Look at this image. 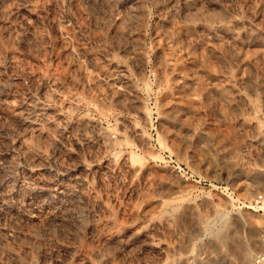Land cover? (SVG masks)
I'll return each instance as SVG.
<instances>
[{"label": "rangeland", "instance_id": "obj_1", "mask_svg": "<svg viewBox=\"0 0 264 264\" xmlns=\"http://www.w3.org/2000/svg\"><path fill=\"white\" fill-rule=\"evenodd\" d=\"M0 264H264V0H0Z\"/></svg>", "mask_w": 264, "mask_h": 264}, {"label": "bare ground", "instance_id": "obj_2", "mask_svg": "<svg viewBox=\"0 0 264 264\" xmlns=\"http://www.w3.org/2000/svg\"><path fill=\"white\" fill-rule=\"evenodd\" d=\"M99 77V75H98ZM105 82H107L108 86L110 87L109 89L111 90L114 98H119L122 96H127L129 95L128 90H127V86L124 84L128 79L127 74L125 72V70L122 71H112L104 76H100ZM132 102H135V100L137 99L136 95H130ZM146 110L143 109V113H145ZM24 121H26V119H24ZM161 202V200L159 201ZM164 202H161L162 205V220L163 221H169L170 219V214L168 213L170 211V209L172 210L173 208L170 207L169 211L167 212V209H165L163 204ZM167 206V205H166ZM172 206V205H171ZM114 237L118 236V233H114L113 234ZM154 245L158 246L159 248H163L162 244L159 243H155V241H152Z\"/></svg>", "mask_w": 264, "mask_h": 264}]
</instances>
